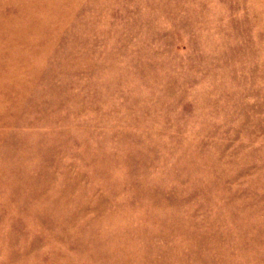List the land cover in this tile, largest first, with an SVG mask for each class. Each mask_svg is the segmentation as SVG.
<instances>
[{"label": "rangeland", "instance_id": "rangeland-1", "mask_svg": "<svg viewBox=\"0 0 264 264\" xmlns=\"http://www.w3.org/2000/svg\"><path fill=\"white\" fill-rule=\"evenodd\" d=\"M0 264H264V0H0Z\"/></svg>", "mask_w": 264, "mask_h": 264}]
</instances>
